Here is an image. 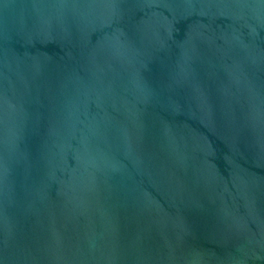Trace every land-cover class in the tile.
Wrapping results in <instances>:
<instances>
[{
    "label": "water",
    "instance_id": "95a60500",
    "mask_svg": "<svg viewBox=\"0 0 264 264\" xmlns=\"http://www.w3.org/2000/svg\"><path fill=\"white\" fill-rule=\"evenodd\" d=\"M0 264H264V0H0Z\"/></svg>",
    "mask_w": 264,
    "mask_h": 264
}]
</instances>
